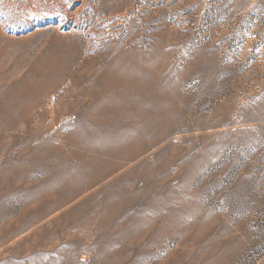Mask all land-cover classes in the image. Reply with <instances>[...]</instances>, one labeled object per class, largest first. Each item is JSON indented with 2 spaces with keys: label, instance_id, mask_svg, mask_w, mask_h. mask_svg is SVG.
<instances>
[{
  "label": "rangeland",
  "instance_id": "1",
  "mask_svg": "<svg viewBox=\"0 0 264 264\" xmlns=\"http://www.w3.org/2000/svg\"><path fill=\"white\" fill-rule=\"evenodd\" d=\"M0 264H264V0H0Z\"/></svg>",
  "mask_w": 264,
  "mask_h": 264
},
{
  "label": "bare ground",
  "instance_id": "2",
  "mask_svg": "<svg viewBox=\"0 0 264 264\" xmlns=\"http://www.w3.org/2000/svg\"><path fill=\"white\" fill-rule=\"evenodd\" d=\"M47 71H48V70H47ZM112 71H114V70H112ZM56 72H57V71H56ZM56 72H55V73H56ZM114 72H115V71H114ZM52 73H53V72H52ZM55 73H53V74H55ZM57 73H59V71H58ZM57 73H56V74H57ZM60 73H61V72H60ZM111 73H112V72H111ZM130 73H131V72H130ZM50 74H51V72H50ZM118 74H119V73H118ZM47 75H49V74L47 73ZM59 75L61 76V74H59ZM107 75H108V74H107ZM107 75H106V76H107ZM128 75H129V74H128ZM128 75H127V76H128ZM114 76H116V75L114 74ZM130 76H131V75H130ZM48 77H50V76H48ZM119 77H120V76H119ZM125 78H126V76H125ZM127 78H128V77H127ZM131 78H132V77H131ZM115 79H116V78H115ZM105 80H106V79H105ZM103 81H104V80H103ZM108 81H110V80H108ZM125 81H126V80H125ZM115 83H116V82H115ZM106 84H107L106 86H108V84H109V85H110V84L115 85V84H114V81H112L111 83H106ZM137 84H138V83H136V85H137ZM131 86H132V85H131ZM113 87H114V86H113ZM122 87H123V86H122ZM139 87H140V85H138V88H139ZM103 90H104V89H103ZM106 109H107V108H106Z\"/></svg>",
  "mask_w": 264,
  "mask_h": 264
}]
</instances>
